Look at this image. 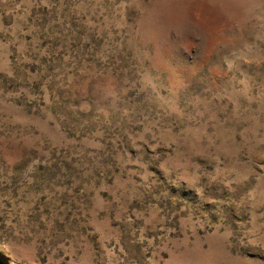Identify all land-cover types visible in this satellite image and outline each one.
<instances>
[{
    "label": "rangeland",
    "instance_id": "374dc122",
    "mask_svg": "<svg viewBox=\"0 0 264 264\" xmlns=\"http://www.w3.org/2000/svg\"><path fill=\"white\" fill-rule=\"evenodd\" d=\"M0 264H264V0H0Z\"/></svg>",
    "mask_w": 264,
    "mask_h": 264
}]
</instances>
